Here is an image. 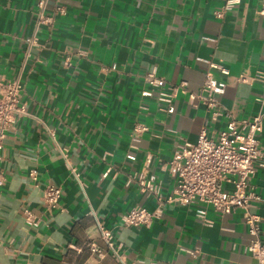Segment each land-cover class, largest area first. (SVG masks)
Wrapping results in <instances>:
<instances>
[{"label":"crops","instance_id":"crops-1","mask_svg":"<svg viewBox=\"0 0 264 264\" xmlns=\"http://www.w3.org/2000/svg\"><path fill=\"white\" fill-rule=\"evenodd\" d=\"M38 2L0 0V79L21 74L27 111L1 150L0 264H117L88 249L90 241L107 249L99 224L112 232L126 264H257L246 250L253 237L242 210L159 208L138 179L154 176L169 196L168 164L178 146L196 143L206 121L213 134L225 128L228 116L210 121L205 105L190 104L207 73L225 82L219 99L230 116L264 114V86L239 81L264 65L263 0H48L53 24L41 25L30 46ZM152 71L177 88L171 102L159 100V91L143 96L152 90L145 82ZM260 142L264 148V120ZM49 184L62 189L53 210L44 202ZM250 187L264 196V168ZM254 205L250 212L264 227V204ZM136 206L158 210L149 227L122 225Z\"/></svg>","mask_w":264,"mask_h":264},{"label":"built area","instance_id":"built-area-1","mask_svg":"<svg viewBox=\"0 0 264 264\" xmlns=\"http://www.w3.org/2000/svg\"><path fill=\"white\" fill-rule=\"evenodd\" d=\"M48 0L38 2L36 24L34 34L28 39L30 46L37 42V33L41 25H52L53 17L46 13ZM227 8V7H226ZM58 11L62 12L59 8ZM221 15V14H220ZM259 15L264 17V0ZM31 54L30 49L26 52V58ZM219 68L222 73L228 74V70L215 64L209 65ZM242 83L260 82L264 86V65L261 70L252 77L240 76ZM145 82L152 87L143 96H153L159 91L158 99L171 102L177 91L169 82L159 76L156 71L145 75ZM226 84L217 80L212 73H207L201 91L197 94L190 93L189 100L192 106L203 104L211 113V120L216 121L221 116H228L229 120L223 130L217 134L209 130V121H206L199 133L197 142L194 144L184 143L179 145L168 164V171L174 179L172 193L164 197L162 184L154 176L146 179H138L140 189L152 196L158 203L159 208L165 204L189 206L204 204L222 214H231L236 210L243 211L244 223L253 240L246 250L257 260V264H264V227L262 218L250 212L255 203L264 204V196L250 187V180L258 168H264V148L260 142V134L263 131L264 114L259 113L251 118L237 119L225 112L221 105L220 96L225 93ZM24 83L21 74L13 80L0 79V164L3 141L10 133L18 120L27 115L24 104L21 103ZM66 164L84 190V183L80 174L73 168L68 156L62 154ZM29 178L36 185L38 171L33 169L29 172ZM6 178L0 166V187L4 186ZM226 185H231L227 189ZM62 197V189L49 184L44 189V202L48 210L59 206ZM26 221L35 224L34 216L29 210H24ZM158 210L152 212L147 208L136 206L125 213L121 222L126 227H149ZM197 216L205 219L206 212L197 210ZM101 239L106 245V250L101 249L95 242L87 243L91 254L104 257L110 254L117 264H126L121 246H116L112 232L99 224ZM136 264H147L139 262Z\"/></svg>","mask_w":264,"mask_h":264}]
</instances>
